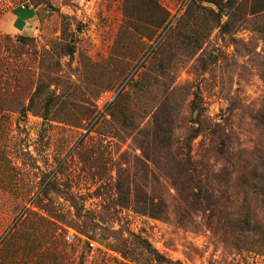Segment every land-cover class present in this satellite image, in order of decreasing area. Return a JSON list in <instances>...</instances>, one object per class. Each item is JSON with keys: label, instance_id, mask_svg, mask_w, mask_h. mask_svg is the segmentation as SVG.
I'll return each mask as SVG.
<instances>
[{"label": "rangeland", "instance_id": "rangeland-1", "mask_svg": "<svg viewBox=\"0 0 264 264\" xmlns=\"http://www.w3.org/2000/svg\"><path fill=\"white\" fill-rule=\"evenodd\" d=\"M216 1L47 0L19 32L16 10L34 3L0 0L3 79L26 72L25 107L40 80L33 111L50 101L54 117L0 105V264H160L146 245L178 264H264V12ZM120 92L126 109L112 112ZM194 101L206 125L187 142ZM156 114L169 150L154 138ZM172 158L211 208L168 199L155 219L134 207L135 192L157 202L160 173L175 196ZM152 159L170 160L168 171ZM135 167L145 181L132 178L140 189L125 201L118 179L140 176Z\"/></svg>", "mask_w": 264, "mask_h": 264}, {"label": "trees", "instance_id": "trees-1", "mask_svg": "<svg viewBox=\"0 0 264 264\" xmlns=\"http://www.w3.org/2000/svg\"><path fill=\"white\" fill-rule=\"evenodd\" d=\"M31 1L34 4L30 6L34 10H37L40 7V5H47V0H31ZM251 1H254V3H257V4L254 5V7L250 9L249 15L254 16L256 14L264 12V0H251ZM208 3H212L215 6H219V1H216V0H208ZM153 5L158 10V12L162 14L165 13L164 10L159 5H157V3L153 2ZM235 6H236V2L234 3V7ZM189 8L191 9L192 12L196 14L201 13V11L204 10L203 8H200L194 5V3L192 2L190 3ZM19 10H22V9L18 8V11ZM31 15L32 14H28L29 17H31ZM182 19L183 18H181L179 21L181 22ZM163 22L164 20L159 21L157 23V27L158 28L161 27ZM4 68H5L4 62L0 58V105H2L5 102V100H7L8 103H6V106L8 110H13L15 112H19L23 114L27 110L29 111L32 110L34 114H38L40 117H42L44 122L48 123L50 121H53L54 117L53 119H51V116L53 115L49 114V109H48L50 101L49 102L46 101V104L44 105L45 109H43L42 112L33 111L34 109L33 104L35 103V100L38 99L39 95H41L43 92V89L41 88L40 80H38L36 88L34 92L32 93L31 97L29 98V105L25 107L22 105V103H20V98L22 97L20 96V94L23 91L20 86V78L25 76L26 72H24L23 70H18L12 81H6L3 79ZM122 96L123 95H121V92H120L118 96L116 97V99L112 103H110L108 109H110L112 112H114L115 110H118V111L125 110L126 106H124L123 103L121 102ZM26 98H28V96ZM0 114H1V111H0ZM60 115L67 117V116H71L72 114L70 112L63 111L60 113ZM192 115L194 116L193 121L196 124V126H190L187 130H185L184 139L187 140V142L193 137H196L197 135L202 133L206 125V119L204 118V112L198 108L195 101L193 102V106H192ZM87 116L90 117V113L89 114L87 113ZM122 117L124 120H126L127 118L126 115H123ZM152 129H155L153 133L155 132L156 137L154 136V138L158 139V143L160 147H163L169 150L170 144H168L167 141L170 143V141L173 139L172 130L170 128H165L164 125L159 120H157V114L154 116V126ZM148 143L149 142H147V144ZM185 146L189 149L188 144H186ZM172 159H170L171 161L170 160L155 161V159H152L151 163L154 164L156 168L160 166V168L162 169L164 168L166 171H168L166 165L170 161L169 165L171 167L172 166L174 167L173 168L174 169V173H173L174 179H172L173 181L172 184H173V189L175 191V196H171L168 190H166V189H169L166 187V179H169V178H167L165 173H162V174L160 173V175H156L155 177H152V184H153L152 189H154L155 196H156L155 200H157V202H154L148 196H144L141 198V201H142L141 203V201L137 200L138 196H137V193L135 192L134 199L136 200L134 201V207L140 206L139 209L143 211L142 210L143 208L144 214L148 211L147 213L150 214L155 219H160L165 216L164 215L166 212L165 200H168V199H171L173 203H177L176 207L178 209H184L185 211L195 210L196 208L198 209L204 205H206L208 208H211L212 205L215 204V202H212V205L209 203L211 200H209L208 198H211L212 196L210 197V195L208 196L206 192H203V188L200 187L201 183L199 179H197L196 175L193 174L191 169L188 168L184 162L177 161L174 158ZM140 163L144 164L142 162ZM134 169L140 170L141 175L137 176V173H135L134 175L131 176L129 182L122 177V174H120L119 179H118L117 188L120 190L119 194L123 197V200L125 201H129L128 189H140L139 187L136 186V183H134L132 178L141 179L142 181H145V178L142 177L143 176L142 168L135 167ZM196 188H199L198 192L195 191ZM37 190H38L37 194H39V192L42 189H37ZM145 249H147L148 253L154 257V260L157 263L162 264V262L165 261V262H168V264H178L176 262L166 261V259L160 256L158 253L151 250L148 245H146Z\"/></svg>", "mask_w": 264, "mask_h": 264}, {"label": "crops", "instance_id": "crops-1", "mask_svg": "<svg viewBox=\"0 0 264 264\" xmlns=\"http://www.w3.org/2000/svg\"><path fill=\"white\" fill-rule=\"evenodd\" d=\"M22 10H16L14 14V26L15 30L19 32H24L27 28H29V23L35 17L36 10L32 9L31 6L20 7ZM28 14H32L31 17Z\"/></svg>", "mask_w": 264, "mask_h": 264}]
</instances>
